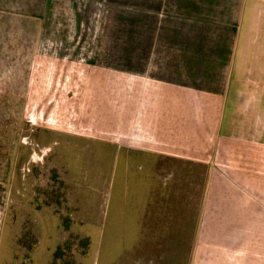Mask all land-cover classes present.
<instances>
[{
  "label": "crops",
  "instance_id": "0c3cea01",
  "mask_svg": "<svg viewBox=\"0 0 264 264\" xmlns=\"http://www.w3.org/2000/svg\"><path fill=\"white\" fill-rule=\"evenodd\" d=\"M153 5L156 53L122 56L120 122L106 111L105 253L111 264H264V0ZM66 57L52 78L78 71L69 62L82 56ZM37 64L32 87L51 76Z\"/></svg>",
  "mask_w": 264,
  "mask_h": 264
},
{
  "label": "rangeland",
  "instance_id": "374dc122",
  "mask_svg": "<svg viewBox=\"0 0 264 264\" xmlns=\"http://www.w3.org/2000/svg\"><path fill=\"white\" fill-rule=\"evenodd\" d=\"M103 1L52 0L48 29L50 0H0V48L8 49L0 56V264H111L103 236L105 138L76 120L89 104L78 98L88 57L104 56L109 38L100 33L116 14ZM109 49L119 52V43L109 41ZM58 52L82 56L69 63L82 67L63 81L52 78L59 59L45 65L40 57ZM34 64L51 76L33 78L32 87Z\"/></svg>",
  "mask_w": 264,
  "mask_h": 264
},
{
  "label": "trees",
  "instance_id": "16d2710c",
  "mask_svg": "<svg viewBox=\"0 0 264 264\" xmlns=\"http://www.w3.org/2000/svg\"><path fill=\"white\" fill-rule=\"evenodd\" d=\"M103 3L108 6V13L109 10L111 13L115 10L116 14L112 13V17L108 14V17L113 20V26L110 25L111 27L109 26L104 32L105 27H102L100 33L106 32V37L109 38L105 41L104 56H98L96 52V54L91 55V67L86 69L87 73H84L83 80L79 81L78 98L89 101V104L85 109H77L76 120L84 125L90 124L93 131L105 135L108 107L112 106L114 122H120V104L124 100L121 72L123 68L122 56H153L156 53L159 35L158 32L156 33L157 27L155 25L158 21V15L154 11L153 0H104ZM52 10L53 2L50 0V8L47 11L48 17L44 22L48 29L53 22L51 20ZM43 13L44 11L41 10L40 16ZM118 38L119 40H117ZM109 41L119 43V52H117L118 50L117 53L111 52ZM63 49L65 50L66 47ZM42 54L40 53V56ZM64 55L66 54L59 52L52 54V56H57V59ZM74 56H79L78 52H75ZM67 60L69 62V58ZM82 82L83 86L80 88ZM113 127L117 133H120V125L114 124ZM79 230L87 231L89 228L85 224H80Z\"/></svg>",
  "mask_w": 264,
  "mask_h": 264
}]
</instances>
